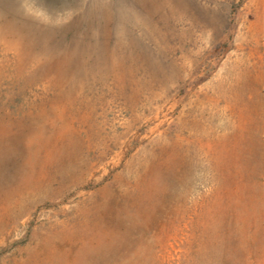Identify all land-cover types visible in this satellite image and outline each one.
Segmentation results:
<instances>
[{
  "label": "rangeland",
  "instance_id": "rangeland-1",
  "mask_svg": "<svg viewBox=\"0 0 264 264\" xmlns=\"http://www.w3.org/2000/svg\"><path fill=\"white\" fill-rule=\"evenodd\" d=\"M0 264H264V0H0Z\"/></svg>",
  "mask_w": 264,
  "mask_h": 264
}]
</instances>
